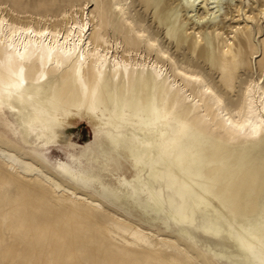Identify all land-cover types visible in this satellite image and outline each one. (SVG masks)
<instances>
[{"label": "bare ground", "instance_id": "6f19581e", "mask_svg": "<svg viewBox=\"0 0 264 264\" xmlns=\"http://www.w3.org/2000/svg\"><path fill=\"white\" fill-rule=\"evenodd\" d=\"M233 1L87 0L95 10L85 19L77 10L75 16L65 11L59 24L47 12L37 25L10 18L0 7V190L17 183L27 191V209L50 195L67 216L97 219L108 213L102 202L62 184L40 165V153L61 144L69 128L86 119L106 152L136 155V179L104 167L86 170L76 156L64 171L105 198L130 205L151 223L158 220L181 232L160 238L151 228L108 213L126 227L118 228L125 254L147 264H218L224 259L264 264V163L263 174L252 181L240 178L248 170L240 163L218 169L222 161H217L206 175L204 152L211 147L217 151L226 139L264 149V81L250 80L236 91L228 80L256 63L253 39L261 31L264 56V27L259 25L264 9L247 17L255 26H238L232 36L225 29L232 9H238ZM138 2L151 19L140 11L135 17L128 13L130 6L137 10ZM186 100L192 103L185 105ZM8 111L22 122L21 134ZM201 111L211 136H206ZM171 117L178 119L179 130ZM244 181L249 188L237 187ZM140 197L150 216L138 210ZM63 216H40L45 219L40 228L48 231L49 240L69 239L70 250H77L85 244L83 223ZM209 217L208 225H200ZM194 231L216 246L229 244L238 254L213 253L210 247L200 251ZM30 256L26 254L27 260Z\"/></svg>", "mask_w": 264, "mask_h": 264}, {"label": "rangeland", "instance_id": "374dc122", "mask_svg": "<svg viewBox=\"0 0 264 264\" xmlns=\"http://www.w3.org/2000/svg\"><path fill=\"white\" fill-rule=\"evenodd\" d=\"M86 1L87 0H0V7L5 9V14L10 18H16L24 22L33 21L36 25L39 22L40 16L49 12V16L52 17L55 15L56 17L54 20H58L60 24L62 20L61 13L65 11H69L72 16H75L74 11L77 10L79 16H83V19H85L86 13L95 10L94 3H90L88 6ZM236 2L238 9H232L233 15L230 16L229 19H231L226 22L225 29L232 36L235 35V29L238 28V26L244 29H246L248 25L255 26L254 23H250L251 21L248 20L247 17L249 15L253 16V14L257 17L262 9H264V0H234L233 4ZM137 4L138 8H136V11L134 7L130 6L128 12L133 17H135L139 11L143 15L146 14L140 3L138 2ZM14 10L15 12H13ZM228 11L229 7L225 5L224 12ZM145 16L151 19L150 15ZM145 25H147V22ZM259 25L264 27L263 17H261ZM112 34V30H110V35L112 36ZM237 36L242 38L241 32H237ZM262 39V31L261 34H256L253 39L255 42L253 53L255 54V58L258 57L256 63L255 60H253L252 67L249 63L238 75L233 72V75L229 77L228 80L235 83L236 91H239L240 87H244L245 82H249L250 80L260 81V78H262L261 82L264 81V71L262 70L264 56L261 52ZM232 41L235 42L236 45L238 44L236 39ZM123 50L124 48L121 46L118 51L120 56L123 55ZM249 51L252 52V50ZM204 71L208 73L210 69L206 68ZM215 77L217 78L218 75L215 74ZM217 81H220V77L217 78ZM222 82L224 83V80ZM191 103L192 102L188 100L185 101V105ZM7 116L13 128L21 134L23 124L18 116L10 111L7 112ZM199 118L204 125L206 136H211L212 133L209 131L210 124H208L209 121L205 116V112L201 111ZM170 122L173 124L175 130H179L180 123L176 117H171ZM96 136L94 125L90 121L81 118L78 119L74 125L69 128L68 132H66L61 144L51 145L40 153L43 157V163L40 165L62 184L73 188L76 192L85 194L102 202L106 208L108 207V213L124 219H131L143 226L144 230L151 228L160 238L168 236V238L172 239L178 236L181 232L175 230L172 226L161 224L158 220L155 223H151L140 211H136L134 208L129 209L130 205L127 208V206L121 205L119 201L113 198H105L95 189L77 183L64 171V165L73 166L75 164L76 156V158H80L86 170L96 171L104 167L111 174H124L131 180L136 179V155L131 154L127 156L125 154L118 155L111 154L109 151L106 152V145L101 146L99 142H96ZM20 142H22L21 138ZM216 144L220 145L219 143ZM222 145L223 147H216L218 149L217 151H213L214 147H211L209 151L204 152L209 164L206 166L208 170L206 171L207 176L211 175L209 170L210 168L213 169L216 167L217 161H222L218 169H231L233 166L237 165V163L248 166V170L240 177L248 181H252L253 177L256 176L258 178V176L263 174V170L260 168H262V164L264 163V149L256 147V145L252 143L244 141L236 143L229 139H226ZM72 146H76L77 151H73ZM251 151L254 154L253 156L250 155ZM77 152H81V154H77ZM242 185L244 188H249L250 183L244 181V183L237 184V187ZM25 192L27 191L21 189L17 183L6 185L0 190V264H59L61 260H64V264H147L141 262L138 256L125 254L122 245L123 241L121 239L124 235L118 228L126 229V227L108 213H102L97 219L92 218L90 215L80 217H76L75 215L74 217L67 216L63 213L64 208H62V206L50 195L36 202L34 208L27 209L24 201L27 199L28 195H26ZM136 203H139L138 210L142 208L143 211H149L147 214L148 216L152 214L145 198L140 197ZM216 205L223 209L219 203H216ZM59 214H63V217H66L68 221L73 220L72 223H83L84 226L82 225L80 229L82 236L81 241L85 244L80 246L79 249L70 250L71 241L69 239L55 237L49 240L50 238L47 237L48 231L40 228L45 220L44 217L42 218L40 216L46 215L48 216L47 218L51 220L54 215ZM212 218L213 217L205 218L206 222L200 225H208ZM111 231H114V234ZM192 234L193 237H195L194 241H196L199 250L202 252H204L207 247H210L213 249V253L222 252L227 256H236L238 254L237 250L230 248L229 244L220 243L216 246L209 240L201 238L197 232L194 231ZM125 237L130 239L128 235ZM157 240L158 239H156V241ZM142 248L145 250L148 249L145 246H142ZM94 252H96L95 256ZM28 253L31 255L29 260L26 258V254ZM149 264L169 263H157L154 261ZM182 264H195V262L183 261ZM218 264L236 263L224 259L218 260Z\"/></svg>", "mask_w": 264, "mask_h": 264}]
</instances>
